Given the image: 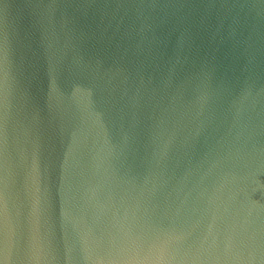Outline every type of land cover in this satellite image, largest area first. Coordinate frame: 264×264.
Segmentation results:
<instances>
[{"label": "water", "instance_id": "1", "mask_svg": "<svg viewBox=\"0 0 264 264\" xmlns=\"http://www.w3.org/2000/svg\"><path fill=\"white\" fill-rule=\"evenodd\" d=\"M0 264H264V0H0Z\"/></svg>", "mask_w": 264, "mask_h": 264}]
</instances>
